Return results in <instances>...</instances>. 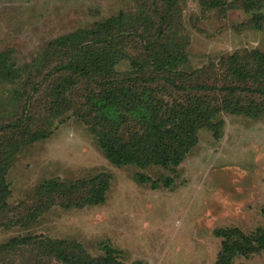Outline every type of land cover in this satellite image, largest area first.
I'll return each mask as SVG.
<instances>
[{
    "label": "rangeland",
    "instance_id": "rangeland-1",
    "mask_svg": "<svg viewBox=\"0 0 264 264\" xmlns=\"http://www.w3.org/2000/svg\"><path fill=\"white\" fill-rule=\"evenodd\" d=\"M138 2L0 0V53L26 65L50 41L94 28L133 10ZM182 5L178 39L186 56L180 70L206 67L202 81L222 85L228 58L264 52V3L250 10L206 12L200 0H183ZM215 91L219 98L230 93ZM14 94L11 85L0 81V115L15 112L10 100ZM257 97L264 107L263 96ZM227 98L224 102L231 100ZM216 120L218 128H203L178 167L146 169L112 164L75 117L56 122L47 138L17 152L7 174L12 190L8 201L13 206L26 203L23 213L28 214L35 205L29 197L44 181L88 180L99 174L110 182L106 201L97 206L56 205L28 224L2 226L0 245L17 236L43 235L81 243L85 254L94 257L108 244L127 264H215L222 247L217 229L237 227L252 233L264 228V114L224 110ZM233 264H264V251L238 257Z\"/></svg>",
    "mask_w": 264,
    "mask_h": 264
},
{
    "label": "trees",
    "instance_id": "trees-1",
    "mask_svg": "<svg viewBox=\"0 0 264 264\" xmlns=\"http://www.w3.org/2000/svg\"><path fill=\"white\" fill-rule=\"evenodd\" d=\"M182 1L139 0L131 11L50 41L23 66L12 61L10 53H0V81L13 87L10 100L16 104L14 113L0 115V227L28 224L56 205L97 206L106 201L110 182L104 174L88 180L44 181L29 197L35 205L28 214L23 213L26 203L13 206L8 201L12 190L7 174L17 152L47 138L56 122L67 117L88 128L112 164L146 169L178 167L203 128H218L216 118L224 110L264 114L254 98L264 99V52L228 58L222 66V85L202 81V74L209 71L206 67L188 73L179 69L186 56L185 44L178 39ZM263 3L200 0L205 12L250 10ZM193 77L197 82L188 81ZM215 89L230 93L219 98ZM227 97L231 100L224 102ZM138 179L146 180L143 175ZM215 232L222 238L215 264H233L238 257L264 251V228L252 233L237 227ZM53 261L127 264L108 244L97 257L85 254L81 243L43 235L17 236L0 245V264Z\"/></svg>",
    "mask_w": 264,
    "mask_h": 264
}]
</instances>
